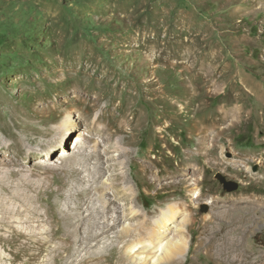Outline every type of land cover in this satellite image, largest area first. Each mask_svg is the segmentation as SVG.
<instances>
[{"label":"rangeland","instance_id":"374dc122","mask_svg":"<svg viewBox=\"0 0 264 264\" xmlns=\"http://www.w3.org/2000/svg\"><path fill=\"white\" fill-rule=\"evenodd\" d=\"M108 198L264 264V0H0V264H118Z\"/></svg>","mask_w":264,"mask_h":264},{"label":"bare ground","instance_id":"6f19581e","mask_svg":"<svg viewBox=\"0 0 264 264\" xmlns=\"http://www.w3.org/2000/svg\"><path fill=\"white\" fill-rule=\"evenodd\" d=\"M131 191V189H130ZM192 194L197 196L198 191L193 190ZM127 202L129 199H133L132 193L130 195H124ZM208 203H212L213 200H207ZM125 203V202H124ZM124 203H119L115 201L113 198L102 200V207L98 210V219L101 222L94 223L95 226L101 227H111L114 228V224L117 221H120L121 218L129 215L132 219H136L135 223L131 225H125L120 231L114 234V237L111 241L114 244L122 243L120 247L121 254L117 258L118 264H177L181 258V255L184 252V249L187 247V243L182 239L185 234L183 230L178 229L180 233H173V236L170 235L171 228L173 227V218L174 212L170 213L171 210L168 208L167 210H161L162 218L161 221L157 225L158 229H156V225H152L151 222L144 220V214L139 213V210H135L129 207V211H127L128 207ZM206 203V202H205ZM206 203V204H208ZM98 209V208H97ZM169 210V211H168ZM116 213L114 216L115 222L110 224L106 219L108 215ZM147 213V212H146ZM106 218V219H105ZM139 218H142L140 220ZM156 221V220H155ZM211 221V218H210ZM162 225H161V223ZM79 226H77L78 229ZM204 231L207 233H211L210 239L212 240V250L217 254L218 257H227L231 252V243L232 239L227 236V239H224L222 242H217L216 240V230L214 229V225L208 223L207 226L204 227ZM90 233V232H89ZM101 232L97 231L91 238H97ZM172 238L173 243L168 240ZM181 238V239H180ZM161 243V247L159 244ZM173 246V249L169 251V247ZM167 246V247H166ZM163 249L165 254L163 257L158 256L160 249ZM160 260H164L163 262ZM102 261V260H101ZM98 262V261H96ZM98 264V263H97ZM104 264V263H103ZM106 264V263H105Z\"/></svg>","mask_w":264,"mask_h":264},{"label":"water","instance_id":"95a60500","mask_svg":"<svg viewBox=\"0 0 264 264\" xmlns=\"http://www.w3.org/2000/svg\"><path fill=\"white\" fill-rule=\"evenodd\" d=\"M228 156H230V154H228ZM215 177L222 183L227 191H234L238 188V183L236 181L225 178V176L219 172L215 174Z\"/></svg>","mask_w":264,"mask_h":264}]
</instances>
